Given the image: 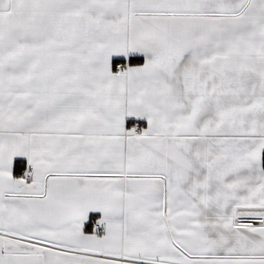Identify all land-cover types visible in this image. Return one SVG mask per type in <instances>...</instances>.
Masks as SVG:
<instances>
[{
	"label": "snow or ice",
	"instance_id": "1",
	"mask_svg": "<svg viewBox=\"0 0 264 264\" xmlns=\"http://www.w3.org/2000/svg\"><path fill=\"white\" fill-rule=\"evenodd\" d=\"M0 264H264V0H0Z\"/></svg>",
	"mask_w": 264,
	"mask_h": 264
}]
</instances>
